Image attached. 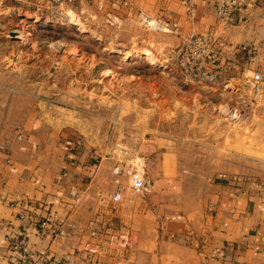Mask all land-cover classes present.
I'll return each mask as SVG.
<instances>
[{
    "label": "rangeland",
    "instance_id": "374dc122",
    "mask_svg": "<svg viewBox=\"0 0 264 264\" xmlns=\"http://www.w3.org/2000/svg\"><path fill=\"white\" fill-rule=\"evenodd\" d=\"M168 47L79 6L0 0V148L66 133L86 148H127L125 161L136 148H168L156 161L175 183L170 205L199 201L210 184L264 190V84L198 83Z\"/></svg>",
    "mask_w": 264,
    "mask_h": 264
},
{
    "label": "crops",
    "instance_id": "0c3cea01",
    "mask_svg": "<svg viewBox=\"0 0 264 264\" xmlns=\"http://www.w3.org/2000/svg\"><path fill=\"white\" fill-rule=\"evenodd\" d=\"M127 1L128 7L105 2L98 8V0L67 6L94 12L104 26L154 31L170 47L186 35L213 30L221 83L250 81L260 73L264 84V0H237L241 9L229 23L220 22L216 10L230 0H191V12L184 0ZM26 138L33 144L0 148V264H12L10 242L20 231L26 232V250L47 251L66 264H264L262 188L210 184L199 201L170 205L175 183L163 160L156 161L170 155L168 148L127 153L142 156L147 167L148 187L136 192L125 174L112 172L126 152L86 148L70 133L48 144L40 141L46 138ZM46 216L67 236L37 235Z\"/></svg>",
    "mask_w": 264,
    "mask_h": 264
},
{
    "label": "built area",
    "instance_id": "2783aa9c",
    "mask_svg": "<svg viewBox=\"0 0 264 264\" xmlns=\"http://www.w3.org/2000/svg\"><path fill=\"white\" fill-rule=\"evenodd\" d=\"M53 5L67 6L74 0H48ZM191 0H184L192 11L190 6ZM105 2L111 4L119 3L123 7H128L127 0H98L97 7L102 8ZM237 0H230L217 6L216 15L220 22H232L235 11H240ZM216 37L213 30L204 33L190 34L182 38V40L169 50L172 60L180 69L182 75L189 79H193L198 83L217 84L221 83L218 75L219 51L216 47ZM253 84L263 82V76L260 73H253L250 77ZM127 148H120L119 152H125ZM113 174H125L130 182V187L134 191H144L148 184L144 180L143 165L138 160L130 158L123 160L118 156L117 164L112 170ZM119 193L115 194L113 199L119 200ZM47 232L52 238L57 236H67V232L63 225L59 224L51 216H46L38 222L37 235ZM12 264H66L62 260H58L51 256L47 251L39 253H31L26 250L27 236L25 231L18 232L11 239ZM216 256H222V251L217 249Z\"/></svg>",
    "mask_w": 264,
    "mask_h": 264
},
{
    "label": "bare ground",
    "instance_id": "6f19581e",
    "mask_svg": "<svg viewBox=\"0 0 264 264\" xmlns=\"http://www.w3.org/2000/svg\"><path fill=\"white\" fill-rule=\"evenodd\" d=\"M18 32H21V31H15V32H13V34H18Z\"/></svg>",
    "mask_w": 264,
    "mask_h": 264
}]
</instances>
